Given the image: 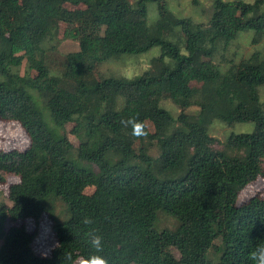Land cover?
Masks as SVG:
<instances>
[{
  "label": "trees",
  "instance_id": "1",
  "mask_svg": "<svg viewBox=\"0 0 264 264\" xmlns=\"http://www.w3.org/2000/svg\"><path fill=\"white\" fill-rule=\"evenodd\" d=\"M212 7L206 22H196L163 4L161 18L149 24L146 0H0V119L20 123L30 139L25 150H0V183L19 177L9 186L12 204L0 207V264H79L91 252L89 230L104 237L111 264H252L249 253L264 243V196L238 204L235 185L264 177V55L255 52L225 72L212 56L240 31L264 33V0H215ZM62 22L77 51L59 52ZM178 25L186 53L165 39ZM157 44L153 72L133 80L98 74L118 54ZM166 57L175 66L164 64ZM29 88L46 101L54 126ZM163 99L181 108L177 116ZM193 104L199 108L189 113ZM129 118L146 122L149 135L132 136L120 123ZM215 118L252 121L255 130L231 133L217 148L221 142L209 133ZM69 122L77 147L65 133ZM57 199L67 204L66 220L55 214ZM163 210L177 218L175 229L155 227ZM43 213L58 240L50 256L34 251L36 230L7 227L28 218L38 224ZM85 217L93 223L83 224Z\"/></svg>",
  "mask_w": 264,
  "mask_h": 264
},
{
  "label": "rangeland",
  "instance_id": "2",
  "mask_svg": "<svg viewBox=\"0 0 264 264\" xmlns=\"http://www.w3.org/2000/svg\"><path fill=\"white\" fill-rule=\"evenodd\" d=\"M137 0H131L135 2ZM227 1V0H226ZM246 2H253L254 0H244ZM215 0H146L147 21L149 24H154L163 15V4L166 10L170 11L177 17H191L196 22H206L212 13V5ZM238 12V10H237ZM66 23L60 24L59 32L55 38L58 42V50L60 53H68L77 51L79 49L78 41L66 38L65 29ZM165 39L177 42L183 53H186L185 36L181 26H175L165 34ZM55 42V41H54ZM161 45L157 44L149 50L141 53H121L117 56L105 61L99 68L98 74L100 76H115L127 80H133L146 72H153L155 70V60L161 56ZM259 52L264 55V33L255 28L240 31L238 36L230 43L227 49L223 47L218 48L212 56V60L217 67L225 72L232 66L240 64L244 59L249 58L253 53ZM164 64L173 67L175 60L169 57L164 59ZM24 66L22 72H24ZM35 73V72H34ZM194 86L199 85L197 81H193ZM260 93V104L264 107V84L258 87ZM29 92L36 98L40 108L43 111L45 120L54 126L50 110L46 107V101L38 92L29 88ZM163 107L168 109L174 116L180 112V107L170 99H163ZM197 104L191 105L187 111L195 113L198 109ZM75 123L69 122L65 126V133L75 147L79 146L80 139L77 132L74 131ZM255 130V123L252 121L237 122L233 125H228L226 122L215 118L213 123L209 126L210 135L216 137L221 144H217V148H222L223 142L229 137L231 133L252 132ZM30 145V139L26 131L16 121H5L0 119V150H25ZM247 148L240 150L243 158L247 156ZM154 154L155 151H154ZM81 167L98 170V167L87 161H76ZM19 177L10 175L6 183H0V207L3 203L11 205L8 198L9 186L12 183L18 182ZM239 190L238 204L248 201L256 194L264 196V177H259L257 180L248 184L245 187L235 185ZM94 187L89 186L86 189L87 193H92ZM54 211L60 221L66 220L70 217L67 211V204L57 199L54 201ZM52 220L47 213H43L38 224L32 218L25 221L12 222L9 221L7 227L12 224H25L28 231H37V236L33 242L34 251L41 256H50L52 249L57 245L58 240L52 230ZM179 222L177 218L167 210L160 211L157 215L155 227L157 229L170 228L175 229ZM221 235L215 238L216 243H220ZM175 255L179 256V252L174 248ZM215 264V263H213Z\"/></svg>",
  "mask_w": 264,
  "mask_h": 264
},
{
  "label": "clouds",
  "instance_id": "3",
  "mask_svg": "<svg viewBox=\"0 0 264 264\" xmlns=\"http://www.w3.org/2000/svg\"><path fill=\"white\" fill-rule=\"evenodd\" d=\"M121 125L124 128L131 127V134L134 137H147L149 132L147 131V124L138 118H129L127 120H121ZM85 225H91L93 220L85 217L82 221ZM85 237L91 248V252L88 256L79 259V264H111V260L104 255L105 241L104 237L95 230H89L85 233ZM71 260V257H67ZM249 260L252 264H264V243L255 245L254 249L249 253Z\"/></svg>",
  "mask_w": 264,
  "mask_h": 264
}]
</instances>
